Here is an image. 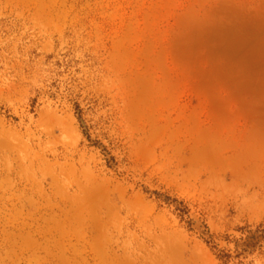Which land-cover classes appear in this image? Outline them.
<instances>
[{
  "label": "rangeland",
  "instance_id": "1",
  "mask_svg": "<svg viewBox=\"0 0 264 264\" xmlns=\"http://www.w3.org/2000/svg\"><path fill=\"white\" fill-rule=\"evenodd\" d=\"M0 264H264V0H0Z\"/></svg>",
  "mask_w": 264,
  "mask_h": 264
}]
</instances>
